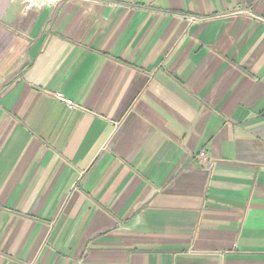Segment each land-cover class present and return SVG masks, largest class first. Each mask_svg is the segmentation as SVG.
Returning a JSON list of instances; mask_svg holds the SVG:
<instances>
[{
	"label": "crops",
	"instance_id": "1",
	"mask_svg": "<svg viewBox=\"0 0 264 264\" xmlns=\"http://www.w3.org/2000/svg\"><path fill=\"white\" fill-rule=\"evenodd\" d=\"M0 264H264V0H0Z\"/></svg>",
	"mask_w": 264,
	"mask_h": 264
},
{
	"label": "built area",
	"instance_id": "2",
	"mask_svg": "<svg viewBox=\"0 0 264 264\" xmlns=\"http://www.w3.org/2000/svg\"><path fill=\"white\" fill-rule=\"evenodd\" d=\"M44 1L52 2V1H57V0H44ZM55 97H56L59 101L64 102V103L67 105V107H68L69 109H73V108H76V107L78 106L74 101H72L71 99L66 98V97L63 95V93H61V92H56V93H55ZM195 157H196V159H197L198 161H200V162H201V161L204 162V161L207 160V156H206V153H205L204 150H201L198 154L195 155Z\"/></svg>",
	"mask_w": 264,
	"mask_h": 264
}]
</instances>
